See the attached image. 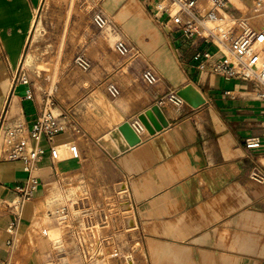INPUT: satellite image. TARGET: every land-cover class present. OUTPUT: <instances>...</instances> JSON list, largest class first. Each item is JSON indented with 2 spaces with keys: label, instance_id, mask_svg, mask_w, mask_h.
Instances as JSON below:
<instances>
[{
  "label": "crops",
  "instance_id": "1",
  "mask_svg": "<svg viewBox=\"0 0 264 264\" xmlns=\"http://www.w3.org/2000/svg\"><path fill=\"white\" fill-rule=\"evenodd\" d=\"M42 1L0 0V126L33 123L48 91L67 125L53 138L56 158L41 143L36 191L16 209L11 202L28 173L21 161L4 157L0 133V264H68L63 254L73 250L71 240L75 264H116L111 251L122 240L130 244L131 228L145 264H262L264 182L250 179L249 170L257 164L264 172V148L244 147L247 136L262 133L260 86L211 72L225 50L202 34H184L170 11L159 10L165 0H99L118 32L95 31L80 50L62 56L53 81L50 56L37 72L24 55ZM239 13L234 0L219 12ZM108 32L140 54L119 55ZM205 51L207 59L195 58ZM76 56L88 60L87 70L76 66ZM148 64L159 75L153 85L141 79ZM109 82L117 97L108 94ZM186 85L200 94L198 106L159 103ZM154 106L164 124L150 133L139 117ZM135 120L143 130L129 145L119 127ZM117 222H124L119 238Z\"/></svg>",
  "mask_w": 264,
  "mask_h": 264
},
{
  "label": "built area",
  "instance_id": "2",
  "mask_svg": "<svg viewBox=\"0 0 264 264\" xmlns=\"http://www.w3.org/2000/svg\"><path fill=\"white\" fill-rule=\"evenodd\" d=\"M206 6L197 7L198 0H172L173 4L178 6L174 13L170 11L169 6L159 7L162 14H170L175 24L183 29L184 34L193 36L202 34L206 38H212L225 50L222 59L209 64V69L216 75L224 79H236L241 81H251L260 86L256 92V98L264 102V9L262 12V26L259 29L251 28L246 22H235L228 30L221 26L217 29V34L207 23L218 18L219 12L225 8L228 0H205ZM264 0H254V6H262ZM158 10L149 9L151 16L157 17ZM94 25L100 29H110L114 33L118 32L116 27L111 26L110 19L97 6L92 15ZM164 22L162 23V25ZM114 50L121 56L136 57L140 54L139 50L119 37L113 43ZM203 57L207 59L209 54L205 51L197 53L195 58ZM74 63L82 70L89 68V62L82 56H76ZM200 67H203L201 65ZM141 79L147 85H153L158 82L159 75L150 65H146L141 72ZM22 83H27V78L21 77ZM106 90L111 97L119 95V89L113 82L106 85ZM167 100L175 105L183 104L184 100L174 90H169L164 98L159 100L162 103ZM55 98L52 91L45 92L42 99V107L39 115L30 125L17 123L3 128L0 126L1 139L3 143L4 157L8 160L21 161L28 177L24 184L16 187L18 198L11 202V207L19 208L21 204L33 198L38 182L34 175L37 168V161L44 153L42 142H47L50 147L52 158H56L58 151L52 145L54 136L64 131L66 122L61 121L60 115L54 113ZM264 115V106L262 109ZM262 124L261 135L247 136L244 139V147L249 151H258L264 148V121ZM133 130L138 134L143 130L138 121L131 124ZM73 156L77 155L75 146L70 147ZM249 178L256 182H264V172L260 166L254 164L249 170ZM64 216V215H63ZM264 264V261L263 263Z\"/></svg>",
  "mask_w": 264,
  "mask_h": 264
},
{
  "label": "rangeland",
  "instance_id": "3",
  "mask_svg": "<svg viewBox=\"0 0 264 264\" xmlns=\"http://www.w3.org/2000/svg\"><path fill=\"white\" fill-rule=\"evenodd\" d=\"M165 1L170 8V13H174L178 9V6L171 2L172 0ZM98 2L99 0H43L30 29L29 39L24 50V55L30 57L28 67L38 72L43 68L42 59L50 56L54 81L62 56L72 55L80 50L83 42H86L89 36L94 35L95 31H99L92 21V15ZM234 2L240 10L238 15L219 14L218 18L222 20L208 22L207 25L217 34H220L218 26L226 31L235 22H246L249 27L259 29L262 25L264 4L255 7L254 0H234ZM108 36L111 43L118 38V35L114 36L109 32ZM48 69L50 68L48 67ZM111 208L117 210L118 206ZM62 216L63 214H59L57 217L61 224L63 223ZM123 229L124 222H117V238ZM100 230L102 231L101 228ZM57 240L60 241V234L57 236ZM71 241H73V250L63 255L70 259L65 262L75 264L77 259L75 245L74 240ZM125 241V246L122 240L121 246L119 247L117 244L116 251H111L115 254L116 264H145L141 242L134 228H131L130 244L127 239Z\"/></svg>",
  "mask_w": 264,
  "mask_h": 264
},
{
  "label": "water",
  "instance_id": "4",
  "mask_svg": "<svg viewBox=\"0 0 264 264\" xmlns=\"http://www.w3.org/2000/svg\"><path fill=\"white\" fill-rule=\"evenodd\" d=\"M177 94L187 103L196 107L202 102L200 94L194 90L191 85H186L180 90H177ZM156 117L158 120H156ZM141 124L150 132L154 133L155 130L160 129L161 125L164 124L163 117L161 116L160 110L157 106H154L145 115L139 117ZM119 131L124 136L125 140L129 145L138 143L139 137L133 130L129 123H124L119 127Z\"/></svg>",
  "mask_w": 264,
  "mask_h": 264
},
{
  "label": "bare ground",
  "instance_id": "5",
  "mask_svg": "<svg viewBox=\"0 0 264 264\" xmlns=\"http://www.w3.org/2000/svg\"><path fill=\"white\" fill-rule=\"evenodd\" d=\"M221 18H217L216 20L212 21V22H217L220 21ZM35 28V27H34ZM211 28V27H210Z\"/></svg>",
  "mask_w": 264,
  "mask_h": 264
}]
</instances>
